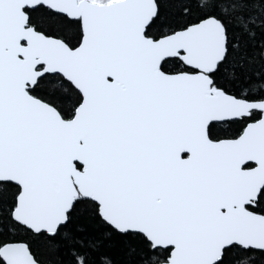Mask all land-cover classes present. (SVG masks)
<instances>
[{
    "label": "snow or ice",
    "instance_id": "snow-or-ice-1",
    "mask_svg": "<svg viewBox=\"0 0 264 264\" xmlns=\"http://www.w3.org/2000/svg\"><path fill=\"white\" fill-rule=\"evenodd\" d=\"M0 264H264V0H0Z\"/></svg>",
    "mask_w": 264,
    "mask_h": 264
}]
</instances>
